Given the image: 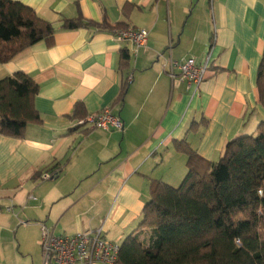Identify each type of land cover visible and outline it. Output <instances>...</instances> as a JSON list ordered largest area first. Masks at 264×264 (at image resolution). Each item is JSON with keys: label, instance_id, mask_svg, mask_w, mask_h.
<instances>
[{"label": "crops", "instance_id": "0c3cea01", "mask_svg": "<svg viewBox=\"0 0 264 264\" xmlns=\"http://www.w3.org/2000/svg\"><path fill=\"white\" fill-rule=\"evenodd\" d=\"M13 1L57 31L0 65V81L23 72L37 83L41 116L23 138L0 135V264H39L41 225L67 236L103 226L107 240L122 244L141 223L151 182L181 184L188 157L176 143L217 163L230 141L264 120V0ZM79 16L147 30V46L95 27L62 29ZM209 51L211 72L193 95L171 77L170 61L202 64ZM79 103L83 119L74 116ZM106 109L122 131L80 125ZM56 165H65L60 175L42 179Z\"/></svg>", "mask_w": 264, "mask_h": 264}, {"label": "trees", "instance_id": "16d2710c", "mask_svg": "<svg viewBox=\"0 0 264 264\" xmlns=\"http://www.w3.org/2000/svg\"><path fill=\"white\" fill-rule=\"evenodd\" d=\"M95 27L115 34L127 29L85 20H63L62 29ZM57 29L30 7L0 0V65ZM130 53L121 52L122 68ZM39 91L27 74L0 81V135L23 138L29 125L41 122L35 108ZM258 105L264 109V52L257 76ZM84 118V106L75 107ZM188 157V173L178 188L153 180L151 199L137 230L121 244L116 264H264V120L253 135L230 141L218 163L199 156L186 142L176 143ZM65 165L52 171L58 177Z\"/></svg>", "mask_w": 264, "mask_h": 264}, {"label": "built area", "instance_id": "2783aa9c", "mask_svg": "<svg viewBox=\"0 0 264 264\" xmlns=\"http://www.w3.org/2000/svg\"><path fill=\"white\" fill-rule=\"evenodd\" d=\"M114 36L117 41L131 44L139 49L147 46L149 32L127 28L117 31ZM170 66L171 77L185 84L187 90L196 95L211 72L212 52H208L202 64H197L194 59L171 60ZM175 71H178V74ZM80 125H90L102 131L124 129L121 118L114 115L110 109L87 117L80 122ZM53 177L54 174L46 173L42 179L48 180ZM12 210V207L7 208L8 212ZM41 231L43 264H116L118 261L121 244L107 240L103 226L97 230L80 232L71 236L56 235L54 230L44 225H41Z\"/></svg>", "mask_w": 264, "mask_h": 264}, {"label": "rangeland", "instance_id": "374dc122", "mask_svg": "<svg viewBox=\"0 0 264 264\" xmlns=\"http://www.w3.org/2000/svg\"><path fill=\"white\" fill-rule=\"evenodd\" d=\"M220 160H218V162H219ZM217 162V163H218ZM182 171H185V174H184V176L182 177L183 179L180 181L181 182V184L179 185V186H177V187H175V188H178V187H180L181 185H182V182H183V180L185 179V177H186V173H188V167H187V165L186 166H183L182 165ZM183 175V174H182ZM165 183V182H164ZM173 187V186H172ZM142 221V220H141ZM104 236H105V233H104ZM40 246H41V243H40ZM40 252H41V254H40V258L39 259H37L38 257H35L34 259H37L40 263L39 264H42L43 263V254H42V246L40 247ZM36 261V260H35ZM37 262V261H36ZM29 263L30 264H32V260H31V258H30V261H29Z\"/></svg>", "mask_w": 264, "mask_h": 264}]
</instances>
